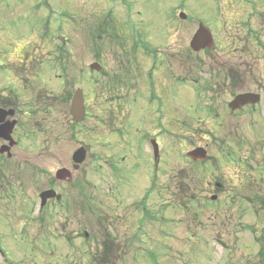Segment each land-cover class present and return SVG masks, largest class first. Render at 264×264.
<instances>
[{"label": "rangeland", "instance_id": "obj_1", "mask_svg": "<svg viewBox=\"0 0 264 264\" xmlns=\"http://www.w3.org/2000/svg\"><path fill=\"white\" fill-rule=\"evenodd\" d=\"M197 1L189 0L190 5L187 2L181 9L186 8L190 11L192 6L197 5ZM179 2L180 0H0V63L3 61L2 57L14 49L17 50L16 54L20 55L24 48H35L38 49L37 57L39 58L36 60V65L46 66L48 55L51 51H55L53 47L63 45L66 61L71 62L64 77V82L66 80L68 83L65 93L72 97L76 88L80 86L86 94L87 118L79 122L74 132L72 128L70 129V124L73 123L69 121L70 118L72 119L71 99L64 104L62 111L64 113L59 118L62 121L61 132L64 133L61 147L55 146L52 140L47 142L46 146L38 142V139L32 138L31 140L36 159H49L45 164L36 161L39 165L36 167L44 168L49 174H55L62 165L70 163L73 152L79 146H88L85 159L75 171L81 179L80 191L82 192L81 196L77 197L76 203H81L82 209H90V204L95 206V209H105L107 190L112 183V181H107L108 174L119 176L121 183L130 181L131 186H134L135 180L138 181L141 178L140 181H143L148 178L147 174L140 173L152 174L153 159L148 155L146 148L140 147L139 143L142 135L151 131L159 132L161 138L168 142V134L161 133V130L154 126L161 125V121L158 120L159 116L171 118L172 114L174 118H177L175 120L177 139L173 138L176 143L172 142L163 148L166 163L171 159L175 161L177 158V163L171 167L172 171L166 172V177L171 182L176 180V176L178 180L181 176L190 178L193 174L202 173L197 169L193 170L196 165L192 167L193 161L189 162L187 158L188 151L196 144L207 145L209 149L212 160L210 163L206 161L205 172L209 180L214 177V180L224 178L222 181L226 186L228 188L232 186L234 190L241 181L240 175L245 167L243 163L246 161L236 163L235 156L231 154L229 157L227 153L229 150L221 148L230 147L231 143H235L242 136L247 144L252 141L258 142L257 137L252 135L255 130L248 127L251 124V118H241L238 121L239 130H236L234 124L224 129L216 124V118L207 117L204 112L206 110L202 111L198 95L203 85L202 83L196 85L190 81L187 85L186 77L190 73L192 62H201L198 58L202 60L204 55L194 53L193 57L188 58L186 50L190 46L193 35L190 32L192 27L184 25L185 21L177 25L172 15L175 3ZM180 7L183 6H178V9ZM246 9L235 7L236 12L230 13L229 33L235 37L240 35L241 29L237 25L238 14L241 13L243 17ZM174 10L176 11V8ZM176 13L173 12L174 15ZM189 14L195 16V19L200 17L211 19L210 14L202 8H194ZM107 17L109 22L106 21ZM197 23L196 19L193 27L196 28ZM99 26L100 28L108 27L102 32L103 36L93 39L94 31ZM109 33L127 35L129 42L125 45L126 48H117L114 43L110 42L106 37ZM134 41H136V60L132 66L124 68L125 75L122 76L120 73L118 79L122 84L128 78L132 79L126 82V89L131 95L138 94V103H133L135 108L138 107V111L134 113L135 116L129 122L125 123L123 136L112 135L113 133L110 136L101 134L111 129V125L106 114L107 104H103V109L102 106L94 107L91 80L95 77L94 75L99 79H104L106 76L100 73L98 75L90 67V63L95 60L93 53L98 51L102 71L109 72L108 76L113 78L116 71H121L120 63L125 64L131 55V46H134ZM93 44L96 45L95 50ZM226 58L236 61L235 58L227 55ZM73 60L76 65H80L79 70L77 66H73ZM262 64L264 65V61ZM194 72H199V70H194ZM198 74L203 75L201 72ZM45 82V85L57 91L59 85L55 83L58 82L55 78L47 77ZM48 92L53 96L57 95L52 90ZM102 92L103 90L98 85L97 94ZM103 94H106L105 89ZM159 104L166 113L161 109V112L156 114ZM62 112L59 108L57 109L59 116ZM53 123V116L50 115L46 126L52 127ZM54 127L57 130L56 125ZM196 128H199L198 131H195ZM53 137L54 135L50 136L52 139ZM259 137L262 135L259 134ZM106 148L111 154L123 155L125 153L127 155L126 162H119L123 166H118L119 163L114 159V167L111 168L112 163L108 160ZM245 151L250 150L247 148L242 150V152ZM95 152L100 155L97 159ZM247 158L251 159L249 156ZM138 171L139 174H137ZM247 178L249 182L254 179L252 176H247ZM91 180L97 185L96 193L94 189L91 190ZM169 180L163 182V186L164 183L169 184ZM246 180L242 182H247ZM170 185L173 189V183ZM213 188L208 187V194L205 197L189 200L188 206L187 199L182 197L165 195L151 197L149 199L151 201L147 203L149 208L146 214L141 215V219L146 218V228L142 232L146 245L145 255L138 254L132 258L133 261L128 260L120 264H155L156 261L159 264H264V261L256 260L258 247L248 244L250 240L248 231L243 233V240L238 241L236 238L234 227L239 218L236 215L237 203L234 202L236 198H226L234 203L227 205L230 206L226 209L224 218L223 212L216 208L220 199L210 198ZM241 205L244 207L245 203ZM36 206H39V202ZM204 206L208 209H201ZM37 211L38 209L35 208L33 213L35 221L33 225H30L25 221L26 216L30 215V209L0 207V242L5 247L13 244V252L16 253L17 250L16 255L21 259L27 258L26 253L23 254L24 251H18L20 247L24 248V246L18 247L22 242L29 239L49 238L51 242L56 243L61 239L58 237L62 232L70 231L71 235L74 234L72 230L73 226L74 228L76 226L74 217L71 215L70 220L73 226L65 222L70 210H68L69 213L55 214V220H50L49 225L37 221L35 218ZM84 211L82 210V219L86 215ZM17 213H22V216L16 218ZM87 213L91 218V210ZM138 216L136 215L135 218ZM245 219L249 220V217L246 216ZM224 221L225 224H223ZM188 225H191V228H188ZM88 228L90 229V226ZM244 236L248 240L244 239ZM40 251H43L42 246L39 250L28 254V258L32 257L33 261L43 260ZM45 253L46 264H90L74 260L65 249L57 245L50 244Z\"/></svg>", "mask_w": 264, "mask_h": 264}, {"label": "flooded vegetation", "instance_id": "obj_2", "mask_svg": "<svg viewBox=\"0 0 264 264\" xmlns=\"http://www.w3.org/2000/svg\"><path fill=\"white\" fill-rule=\"evenodd\" d=\"M188 1L180 0L178 4L175 3L172 11L175 23L178 25L185 21L184 25L192 27L190 32L193 33V37L200 23L203 22L213 34V44L194 49L190 42V46L187 47L189 51L186 50L188 58L193 57L194 53H203L204 58L202 60L198 58L201 62H192L190 73L186 77V84L189 85V81L196 83V85L202 83L203 89L198 95L203 109L201 110H206L204 112L207 117L216 118L217 125L227 129L230 124H234L236 130H239L238 121L241 118H251V124L248 127L255 130L252 135L258 139V142L252 141L247 144L243 141L244 138L242 139V137L244 136H242L236 141L237 143H231L228 148H221L229 150L227 152L229 157L231 154L234 155L236 163L246 161L243 163L245 167L240 175L241 181L236 185L237 187L235 186L236 189H232V186L228 188L222 181L224 178L214 180V177L209 180L208 174L205 173L206 161L210 163L212 158L209 155L207 145L202 144H196L193 147L206 148V158L195 159L187 154L189 162L193 161L191 166L196 165L193 170L197 169L202 173L193 174L194 176L191 175L190 178L181 176L178 180L176 176L174 182L166 177V172L172 171L171 167L177 163V158L175 161L171 159L166 163L164 156L166 154L163 151V148L169 146L170 143H176L173 138L177 139V124L175 123L177 118L171 114V118L159 116L158 120L161 121V125H154L161 130V133L168 134V142L161 138L159 132L151 131L144 133L139 143L140 147L146 148L148 155L153 159L152 174L140 173L147 174L148 178L143 181H140L141 178L138 181L135 180L134 186L130 185V181L121 183L119 176L115 177V175L108 174L107 181H112V183L107 190L106 203L104 202L105 209H95L92 204L89 205L90 209H82L81 203H76L77 197L81 196L82 192L80 191L81 179L75 174L81 163L76 166L77 163L73 158L75 151L72 154L71 162L60 167L66 168L69 172L59 177L57 171L60 168L56 170L55 174H49L45 172L44 168L36 167L39 166L36 161L45 164L49 159H36L31 143L32 138H35L45 146L51 140L52 143L56 144L55 146L61 147L62 145L64 133L61 132L62 121L59 118L64 113L62 111L66 101L72 99L70 94L66 95L65 93L68 83L66 80L64 82L65 72L67 67H70L71 62L66 61L63 45L53 47L55 51H51L48 55L46 66L36 65V60L39 59L37 57L38 49L24 48L20 55L16 54L17 50L14 49L5 54L0 63V207L4 209H30V215L26 216L25 220L30 225H33V221H35L33 216L35 208L38 209L35 218L45 225H49L50 220H55V214L69 213L68 210H70L65 222L71 225L72 215L76 220V226L74 228L71 225L74 232L72 235L69 233L70 231L61 230L65 232L59 234L58 239H61H55L58 240L56 243L51 242L49 238L29 239L20 243L18 247L24 246V248L20 247L18 251H24L23 254L26 253L27 258L24 259L17 257V250L16 253L13 252V244H8L5 247L0 242V264H46L44 261L45 250L50 244L61 246L68 255L80 262L120 264L128 260L133 261L132 258L136 255H145L146 252L144 237H142V232L146 228V218L142 217L141 219V215L146 214L149 208L147 203L151 201L149 200L151 197L163 195L182 197L187 199L186 204L188 206L189 200L205 197L210 186L214 187L210 198L212 200L220 199L216 208L223 212L224 218L226 217V209L234 202L237 203L236 215L239 218L234 227L236 238L240 241L243 233L248 231L250 240L245 236L244 239L249 241V245L258 247L256 260L264 261V65L262 64L264 61V0H198L197 5L192 6L190 11H193L194 8H202L210 14L211 19L196 18L198 20L196 28L193 27L196 24L195 16L189 14L190 11L186 8L181 9L185 7ZM188 3L190 5V2ZM178 6L183 7L178 9ZM235 7H241V9L249 7L245 10L246 13L243 17H241V13L238 14L237 25L241 29L240 35L236 37L229 33L230 13L236 12ZM173 12L177 13L174 15ZM106 21H110L108 17ZM107 27L100 28L99 26L95 30L96 32L94 31L93 39L103 36L102 32L106 31ZM106 37L117 48H126L125 45L129 42L127 35L121 36L120 33H109ZM133 43L131 55L125 64L120 63L119 69L121 71H116L115 77H109V72H104L102 69H93L97 74L106 76L104 79H99L98 76L94 75L95 77L91 80L94 107L102 106L103 109V104H107L106 114L111 125V129L103 131L101 134L110 136L113 133L112 135L123 136L125 123L129 122L138 111V107L133 106L134 102L138 103V94L131 95L126 89V82L132 79L128 78L123 84L118 79L120 73L122 76L125 75L124 68L129 67V65L132 66L136 60V41ZM93 49H96L95 44H93ZM226 55L235 58L236 61L226 58ZM93 56L95 60L92 63L100 62L98 51H94ZM73 66H77L79 70L80 65H76L74 62ZM194 70H199V72H194ZM200 72L203 75H199ZM47 77L55 78L58 81L55 82L59 85L57 91L44 84ZM98 85L103 90L99 95L104 93V89L106 90V94L101 97L97 94ZM48 90H52L57 95L53 96ZM247 92L252 94L248 102L237 107L231 105L238 94ZM58 108L62 112L60 116L57 113ZM87 108L88 105L86 104L84 118H87ZM161 109L164 112L165 109L159 104L156 108V114L161 112ZM50 115L53 116L54 120L52 127L46 126ZM223 118L225 120H222ZM69 121L73 123L70 124V129L72 128V132H74L79 122L83 120H75L72 115V119L70 118ZM54 125H56L57 130H55ZM198 129L196 128L195 131ZM260 131L263 132L259 133ZM259 134L262 137H259ZM51 135H54L53 139L50 138ZM83 146L81 145V147ZM84 147L88 150V146L85 145ZM222 147L224 146L222 145ZM246 148L250 151L242 152ZM106 149L108 160L112 163L111 168L114 167V159L118 163L126 162L127 155L125 153L123 155L111 154L108 152V148ZM95 154H97V159L100 155L97 152ZM248 156L251 159H248ZM118 166L123 165L119 163ZM247 176H252L254 179L249 182ZM245 179L247 182H242ZM168 180L169 184L164 183L163 186V182ZM172 183L173 189L170 185ZM90 187L91 190L94 189V193L97 192V185L92 180ZM51 189L54 190V193L44 201L41 200L42 192ZM227 197L236 198V201H230L226 199ZM123 201L125 202L123 203ZM38 202L39 206L37 207ZM42 202L43 204H41ZM243 202L245 203L244 207L241 205ZM228 204L230 205L227 206ZM201 209H208V207L204 206ZM82 210H85L84 213H86L83 219ZM90 210L91 218L87 213ZM136 215H139L138 218H135ZM21 216L22 213L16 214V218ZM246 216L249 217V220L245 219ZM225 223L224 221L223 224ZM188 228H191V225H188ZM40 246L43 248V251H40L43 260L33 261L32 257L28 258V254L39 250ZM155 264L159 263L156 261Z\"/></svg>", "mask_w": 264, "mask_h": 264}, {"label": "water", "instance_id": "obj_3", "mask_svg": "<svg viewBox=\"0 0 264 264\" xmlns=\"http://www.w3.org/2000/svg\"><path fill=\"white\" fill-rule=\"evenodd\" d=\"M213 44V36L210 31V29L204 25L203 23L200 24V27L197 29L196 33L194 34L191 45L195 49H199L204 46H209ZM93 68H99L98 63H93L91 65ZM251 93H240L236 96V98L232 101L231 105L233 107H237L240 104H244L248 102L251 99ZM71 113L75 120H82L85 114V102H84V93L82 88H77L75 91L72 103H71ZM188 154L195 158H205L207 156V151L203 147H196L188 152ZM86 157V149L85 147L78 148L74 154L73 158L75 162L77 163L76 166H79V164L85 159ZM67 172H69L66 168H60L57 171V175L59 177L64 176ZM54 193V190H46L42 192L41 196L43 198V201L48 197L51 196Z\"/></svg>", "mask_w": 264, "mask_h": 264}]
</instances>
